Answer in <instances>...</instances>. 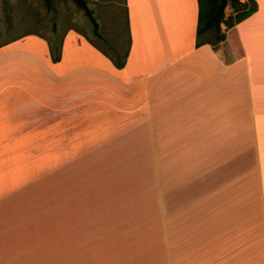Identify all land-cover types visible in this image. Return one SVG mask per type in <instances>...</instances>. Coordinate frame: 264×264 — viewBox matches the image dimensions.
Wrapping results in <instances>:
<instances>
[{"label": "crops", "instance_id": "1", "mask_svg": "<svg viewBox=\"0 0 264 264\" xmlns=\"http://www.w3.org/2000/svg\"><path fill=\"white\" fill-rule=\"evenodd\" d=\"M255 2L248 19L221 26L213 49L195 47L197 0H124L122 69L75 31L56 63L44 41L0 49V264H264V0ZM248 132L262 233L189 234L184 179L237 174Z\"/></svg>", "mask_w": 264, "mask_h": 264}, {"label": "rangeland", "instance_id": "2", "mask_svg": "<svg viewBox=\"0 0 264 264\" xmlns=\"http://www.w3.org/2000/svg\"><path fill=\"white\" fill-rule=\"evenodd\" d=\"M87 3L107 47L94 37L83 13L68 0H50L49 6L42 0H0V45L15 39L3 47L24 43L37 46L32 39L36 43L46 42L45 39L52 38L53 31L58 39L69 31H75L88 43L90 39L105 49L113 48L120 54L126 52L129 32L124 0H87ZM6 9L11 23L5 18ZM229 12L230 9L225 11V15ZM239 142L237 174H190L188 181L184 179V185L189 189V193L184 195L185 204L189 202V234L231 236L245 234L247 230L254 235L262 233L259 225L260 181L259 174H256L251 133H243ZM174 198L175 210H178L181 194L175 193ZM164 216V211H159L160 221Z\"/></svg>", "mask_w": 264, "mask_h": 264}, {"label": "trees", "instance_id": "3", "mask_svg": "<svg viewBox=\"0 0 264 264\" xmlns=\"http://www.w3.org/2000/svg\"><path fill=\"white\" fill-rule=\"evenodd\" d=\"M47 6L50 0H42ZM78 10H80L88 23L93 29L94 37L107 47L105 41L98 31V24L93 16V12L88 8L87 0H68ZM198 15H197V28H196V43L195 47L199 48L203 45H209L216 49L221 43L225 41L226 34L222 31L221 26L224 25L226 29H231L237 24L245 21L257 11V3L255 0H197ZM230 9V15L226 17L225 9ZM6 16L11 23L9 10L6 9ZM58 39L53 31L52 38L45 39L48 45L50 59L56 63L61 58L62 40ZM12 41H15L12 40ZM10 41V42H12ZM89 43L107 57L117 69H122L125 66L128 51L120 54L115 49H105L101 45L95 44L88 39ZM10 42L0 45V48L9 44Z\"/></svg>", "mask_w": 264, "mask_h": 264}]
</instances>
